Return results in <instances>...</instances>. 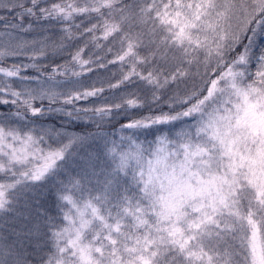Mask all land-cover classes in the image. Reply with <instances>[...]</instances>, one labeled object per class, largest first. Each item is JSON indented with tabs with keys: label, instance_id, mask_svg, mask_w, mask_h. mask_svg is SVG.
I'll return each mask as SVG.
<instances>
[{
	"label": "snow or ice",
	"instance_id": "snow-or-ice-1",
	"mask_svg": "<svg viewBox=\"0 0 264 264\" xmlns=\"http://www.w3.org/2000/svg\"><path fill=\"white\" fill-rule=\"evenodd\" d=\"M0 264H264V0H0Z\"/></svg>",
	"mask_w": 264,
	"mask_h": 264
},
{
	"label": "trees",
	"instance_id": "trees-1",
	"mask_svg": "<svg viewBox=\"0 0 264 264\" xmlns=\"http://www.w3.org/2000/svg\"><path fill=\"white\" fill-rule=\"evenodd\" d=\"M82 127H83V125H81L79 122H76V126L72 130L79 132ZM89 150H91V149H89ZM83 154L84 153L81 152V155H83ZM77 160L79 161V158H77ZM42 199H46L48 204L51 205L53 197L48 195L47 193H45L44 196L42 197Z\"/></svg>",
	"mask_w": 264,
	"mask_h": 264
},
{
	"label": "rangeland",
	"instance_id": "rangeland-1",
	"mask_svg": "<svg viewBox=\"0 0 264 264\" xmlns=\"http://www.w3.org/2000/svg\"><path fill=\"white\" fill-rule=\"evenodd\" d=\"M11 215H12L11 213L8 214L9 217H10Z\"/></svg>",
	"mask_w": 264,
	"mask_h": 264
}]
</instances>
